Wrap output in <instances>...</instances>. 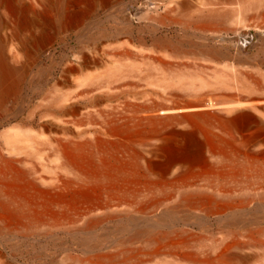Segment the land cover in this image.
<instances>
[{
    "label": "bare ground",
    "instance_id": "1",
    "mask_svg": "<svg viewBox=\"0 0 264 264\" xmlns=\"http://www.w3.org/2000/svg\"><path fill=\"white\" fill-rule=\"evenodd\" d=\"M173 1L185 8L183 0ZM68 4H55L61 21ZM12 7L22 15L31 13L33 23L42 15L32 11L28 0H0V108L27 71L26 64L7 56L8 38L2 37ZM229 11L212 8L199 17L222 20ZM172 48L183 50L176 44ZM157 66L172 71L175 64L158 59ZM227 85L232 91L226 103L197 92V101L184 105L164 99L126 101L90 117L72 115L77 103L59 106L52 123L61 134L44 142L54 169L50 177L28 165L29 155H40L35 141L16 139L0 150V235L6 239L18 232L64 228L85 251L99 252V261L111 258L113 253L103 250L118 242L124 246L117 253L147 247L151 258L170 255L165 264H189L174 251L189 242L199 219L213 216L232 235L210 256L213 262L244 264L245 257L232 250L255 244L263 251L257 264H264V240L240 238L243 232L264 233L258 228L264 222V75L237 71ZM180 96L172 91L167 97ZM85 123L89 127L80 128ZM22 149L28 152L21 154ZM112 216L119 222L108 225ZM0 264H8L2 252Z\"/></svg>",
    "mask_w": 264,
    "mask_h": 264
},
{
    "label": "rangeland",
    "instance_id": "2",
    "mask_svg": "<svg viewBox=\"0 0 264 264\" xmlns=\"http://www.w3.org/2000/svg\"><path fill=\"white\" fill-rule=\"evenodd\" d=\"M28 1L34 13L42 14L40 20L33 23L31 13L22 15L12 7V18L2 31L8 38L7 56L26 64L27 71L8 104L0 108V150L16 139L35 141L40 155H29L28 165L39 175L54 173L44 142L61 134L52 123L59 106L77 103L72 115L90 117L126 101L164 99L184 105L196 102L197 92L226 103V94L232 91L227 81L235 72L264 75V0H183L184 9L173 0H68L70 9L62 21L55 11L58 0L42 5ZM212 8L230 11L222 20L199 17ZM172 44L183 50L174 52ZM158 59L175 64L173 70L157 66ZM82 90L88 92L76 96ZM172 91L181 96L168 99ZM88 127V123L80 126ZM117 222L119 218L112 216L108 225ZM222 222L213 216L199 219L189 242L173 251L189 264H240L210 258L232 239ZM258 228L264 229V222ZM240 238L264 240V233L243 232ZM109 245L103 252L113 256L99 261V252L85 251L64 228L18 232L6 239L0 235V252L8 264H165L171 259L167 254L151 258L147 247L117 253L124 245ZM232 253L244 256V264H257L263 251L253 244Z\"/></svg>",
    "mask_w": 264,
    "mask_h": 264
}]
</instances>
